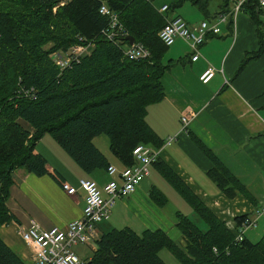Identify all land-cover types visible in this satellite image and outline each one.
<instances>
[{"label": "trees", "instance_id": "trees-1", "mask_svg": "<svg viewBox=\"0 0 264 264\" xmlns=\"http://www.w3.org/2000/svg\"><path fill=\"white\" fill-rule=\"evenodd\" d=\"M101 2L118 13L126 36L147 47L148 58L127 59L123 54L126 36L118 44L107 39V19L98 12ZM184 2L197 5L207 15L209 0H174L167 6L173 10ZM222 2L221 8H225L229 0ZM241 10L256 25L258 46L244 56L238 71L264 52V21L259 17L258 0H245ZM165 21L166 14L150 0H64L63 4L59 0H0V226L13 218L6 201L14 169L23 168L37 176L50 174L59 180L48 170L44 157L34 152L36 141L45 133L87 173L106 170L109 164L93 142L100 134L109 138V152L122 167L135 162L132 150L137 144L163 145L145 117L147 106L164 97L161 77L172 61H164L169 46L158 36ZM79 37L93 44L89 54L59 70L49 52L79 43ZM30 88V94H24ZM196 141L211 161L208 175L219 190L229 198L237 193L249 196L244 184ZM152 163L207 229L201 230L177 212L176 226L184 239L181 246L161 229L137 233L130 227L112 228L99 234L85 264H166L159 256L162 248L180 264H264V232L257 241L247 237L234 240V231L169 167L158 160ZM149 194L157 205L165 203L154 186ZM246 218V214L237 215L236 225ZM0 264L27 263L0 238Z\"/></svg>", "mask_w": 264, "mask_h": 264}, {"label": "crops", "instance_id": "crops-1", "mask_svg": "<svg viewBox=\"0 0 264 264\" xmlns=\"http://www.w3.org/2000/svg\"><path fill=\"white\" fill-rule=\"evenodd\" d=\"M150 1L158 10L160 6L170 5L174 0L161 3L158 0ZM210 2L207 15L197 5L184 2L180 6H183V14L167 8L166 17L179 15L191 27L203 19L211 21L218 11L232 9L231 2L221 8L223 2L220 0L211 10ZM259 9V17L264 21V6H259ZM169 11L173 13L169 14ZM180 40L183 41V53L180 49H170L168 60H172L171 65L161 77L164 97L147 106L145 119L163 141L160 148L153 147L159 149L155 161H161L169 167L228 229L237 227L235 217L240 214H246L258 223L264 217V214L257 213L264 207V52L250 59L238 71L244 56L258 46L256 25L245 10L235 12L227 22L220 24L218 34L207 35L198 47L199 54L195 60L191 59L193 50L181 38H176L169 47ZM208 67H212L214 73L204 83L199 77ZM191 111L196 112L193 118L189 116ZM183 115L189 116L185 128L181 121ZM101 135L98 136L109 151V138L105 134L106 138H102ZM196 139L244 184L249 196L237 193L229 198L219 190L208 175L211 161ZM34 152L44 157L48 170L54 172L59 180L50 174L37 176L23 168L14 169L13 184L6 201V207L13 218L0 226L2 241L25 262H33V255L31 248L18 234L19 224L27 226L33 219L42 228H64L70 221L82 216L85 206V192L78 187V180L89 178L102 187L110 179L103 168L89 173L83 171L48 133L36 141ZM106 157L109 163L122 168L117 160ZM150 166L195 212L158 168L153 163ZM151 174L149 171L148 176ZM62 181L77 187V192L67 194L61 187ZM151 186L157 188L165 198V203L159 206L166 205L167 189L166 193L155 183L150 184L147 193L155 205L149 194ZM141 190L142 182L135 190L137 195ZM168 191L172 192L170 188ZM177 212L188 217L179 210L174 211V216ZM108 219L97 224L99 234L110 230ZM254 228L245 230L244 237L250 240L255 238ZM154 229L163 230L159 227L151 228Z\"/></svg>", "mask_w": 264, "mask_h": 264}, {"label": "built area", "instance_id": "built-area-1", "mask_svg": "<svg viewBox=\"0 0 264 264\" xmlns=\"http://www.w3.org/2000/svg\"><path fill=\"white\" fill-rule=\"evenodd\" d=\"M245 0H229L232 3L231 11L219 12L210 21L203 19L195 26H188L186 21L179 15L171 18L166 17V21L158 31L161 41L169 46L176 38H181L193 50L191 59L198 57V47L202 44L208 34H218L220 24L228 21L229 17L235 12L241 10ZM60 1V4H63ZM259 6H264V0H258ZM168 6L166 4L159 7L160 13L166 14ZM98 12L105 16L107 25L104 28V34L107 39L120 43L127 35V31L119 20L116 11L110 9L105 2H101ZM79 43L73 44L66 49L58 48L49 52L48 57L59 70H63L73 62L79 61L85 55L89 54L93 44L86 42L79 37ZM123 54L127 59L140 60L148 58L149 50L141 42L127 43L123 47ZM214 69L208 67L201 75L200 80L207 82L213 75ZM24 89V94H30ZM191 118L196 116L195 111H191ZM189 116L183 115L181 121L183 128L188 124ZM169 139L168 141H170ZM159 154V149H155L147 144L139 143L133 150L132 155L135 162L132 165L122 168L113 163L106 167V173L110 179L101 187L96 181L89 178H80L78 187L85 192V206L82 216L70 221L66 227L61 228L53 226L42 228L35 220L31 219L27 226L19 224L17 226L18 234L21 239L32 250L34 264H85L79 255L73 251L72 247L79 244L90 245L94 249L96 240L99 237L97 224L110 217L111 209L116 198L125 197L134 193L142 180L148 176L150 165L154 162ZM62 189L67 194H75L77 187L68 182H60ZM258 215L264 214V207L257 211ZM255 219L246 218L240 225H236L234 231V240L240 241L244 237V231L256 226ZM215 251V248L213 249Z\"/></svg>", "mask_w": 264, "mask_h": 264}, {"label": "rangeland", "instance_id": "rangeland-1", "mask_svg": "<svg viewBox=\"0 0 264 264\" xmlns=\"http://www.w3.org/2000/svg\"><path fill=\"white\" fill-rule=\"evenodd\" d=\"M169 2V0H158ZM220 0H211L210 2V9L213 10L214 4L216 5L217 2ZM189 6V3H187ZM183 6L174 8L173 12L182 13ZM173 12L169 11V14ZM183 14V13H182ZM176 48V50L180 49V52L183 53V41L176 42L173 46L169 47L167 51L164 61L166 62L170 57V49ZM25 123V122H23ZM25 125V124H24ZM102 138H106L105 135ZM166 142V140H165ZM94 143L101 151H103L109 158L113 161L116 159L110 155L107 145L105 146L101 141L100 136H96L94 138ZM151 168V166H150ZM151 175L145 177L142 180V190L137 195V191L131 193L128 196L116 198L115 203L111 209L110 218L108 219L109 228L117 227L122 228L123 226H129L134 229L137 233H140L142 229L146 228H162L166 233L178 244L181 246L184 245V239L180 231L177 229L175 222L176 218L174 216V211L179 210L182 213L188 215L190 220L197 225L201 230H206L207 225L206 223L197 215V213L193 212L189 205L184 202V200L179 197V195L169 186V184L159 175L157 172L152 171ZM155 183L157 187L161 190L166 192L167 189V196L168 202L163 207L159 205H155L153 202L150 201L148 197V188L150 184ZM169 188L172 192L169 193ZM178 196H177V195ZM136 196V197H135ZM160 207V208H159ZM103 222V221H102ZM108 228V229H109ZM110 228V229H111ZM256 232V237L252 238L253 241H257L260 239L264 232V217H261L257 223L256 228H254ZM73 251L76 252L79 257L83 261H87L93 251V247L90 245L79 244L72 247ZM159 256L166 264H180L178 260L174 257V255L166 248H162L159 251ZM27 264H34L33 262L26 261Z\"/></svg>", "mask_w": 264, "mask_h": 264}, {"label": "water", "instance_id": "water-1", "mask_svg": "<svg viewBox=\"0 0 264 264\" xmlns=\"http://www.w3.org/2000/svg\"><path fill=\"white\" fill-rule=\"evenodd\" d=\"M59 1H63V0H59ZM126 39L128 40L129 44L133 43V41H134V38L130 35L126 36Z\"/></svg>", "mask_w": 264, "mask_h": 264}, {"label": "bare ground", "instance_id": "bare-ground-1", "mask_svg": "<svg viewBox=\"0 0 264 264\" xmlns=\"http://www.w3.org/2000/svg\"><path fill=\"white\" fill-rule=\"evenodd\" d=\"M158 37V36H157Z\"/></svg>", "mask_w": 264, "mask_h": 264}]
</instances>
